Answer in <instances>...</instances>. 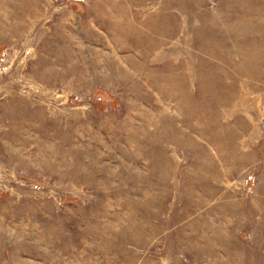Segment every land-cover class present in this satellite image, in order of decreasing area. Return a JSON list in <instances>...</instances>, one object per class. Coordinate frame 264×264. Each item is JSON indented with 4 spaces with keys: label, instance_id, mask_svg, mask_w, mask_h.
I'll list each match as a JSON object with an SVG mask.
<instances>
[{
    "label": "rangeland",
    "instance_id": "1",
    "mask_svg": "<svg viewBox=\"0 0 264 264\" xmlns=\"http://www.w3.org/2000/svg\"><path fill=\"white\" fill-rule=\"evenodd\" d=\"M0 264H264V0H0Z\"/></svg>",
    "mask_w": 264,
    "mask_h": 264
}]
</instances>
